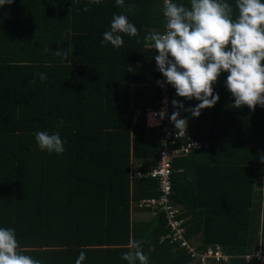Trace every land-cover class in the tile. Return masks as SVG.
<instances>
[{
    "label": "trees",
    "instance_id": "1",
    "mask_svg": "<svg viewBox=\"0 0 264 264\" xmlns=\"http://www.w3.org/2000/svg\"><path fill=\"white\" fill-rule=\"evenodd\" d=\"M224 2L235 18L236 0ZM114 14L126 15L139 33L121 34L119 49L101 44ZM165 24L162 0H125L122 8L115 0H13L0 7V227L12 228L24 254L41 264H75L81 251L82 264H128L121 256L133 239L149 264H195L183 247L158 242L163 211L131 209L158 195L156 179L144 174L156 165L160 135L144 113L160 96L161 74L144 37ZM58 47L67 59L53 54ZM226 76L213 86L219 100L212 108L195 118L180 114L206 147L171 160L170 196L181 207L177 217L187 216L184 238L228 255L208 264H244L243 254L260 248L264 193L255 184L264 168V108L235 109ZM167 94L185 108L199 103L171 86ZM39 131L59 132L65 151H42Z\"/></svg>",
    "mask_w": 264,
    "mask_h": 264
},
{
    "label": "clouds",
    "instance_id": "2",
    "mask_svg": "<svg viewBox=\"0 0 264 264\" xmlns=\"http://www.w3.org/2000/svg\"><path fill=\"white\" fill-rule=\"evenodd\" d=\"M100 2L101 0H89V4ZM12 3L13 0H0V7ZM124 3L125 0H115L117 7L122 8ZM163 3L165 30L151 32L144 37L156 50V67L165 78L156 83L161 87L170 85L175 89L176 96L184 100L199 101L191 108H185L177 99L171 101L174 110L168 119L175 131L179 130L184 135L186 133L188 118H180L181 111H187L195 118L199 117L202 109L212 108L218 102L219 95L214 92L213 86L225 72L227 76L224 86L234 98L232 105L235 109L244 106L252 111L257 106L264 108V3L261 0H236L238 15L235 18L232 6L224 0H189L188 6L173 0H163ZM88 10L86 5L83 11ZM121 34L135 37L139 33L126 15L114 14L110 30L103 33L101 44H111L113 48L119 49L124 44ZM43 51L50 49L46 47ZM53 54L63 59H67L69 55L67 50L60 47ZM35 75L42 82L47 79L45 73ZM30 84H35V79ZM164 104L165 107L158 112L149 113V126L158 125L165 118L166 100ZM157 116L159 120L156 119ZM59 124L62 125L63 120ZM34 136L42 151L56 154L65 151L59 132L49 134L39 131ZM259 158L264 163V155ZM170 195L172 188L168 194V203L177 207ZM157 196L141 198L131 209L135 206L147 210L151 215L148 207L139 206L138 203ZM141 243L130 240L127 245L130 250L122 254L121 259L128 261V264H135L136 261L139 264H149V257L144 254ZM85 259V253L81 251L75 264H82ZM257 259L264 260V255L258 254ZM0 264H41V261L24 254L12 228L0 227Z\"/></svg>",
    "mask_w": 264,
    "mask_h": 264
},
{
    "label": "built area",
    "instance_id": "3",
    "mask_svg": "<svg viewBox=\"0 0 264 264\" xmlns=\"http://www.w3.org/2000/svg\"><path fill=\"white\" fill-rule=\"evenodd\" d=\"M163 8L164 3L162 0ZM162 74L160 81H164ZM158 85V84H157ZM160 88V96L154 105H149L145 109L144 121L147 127L157 128L160 135L161 148L156 157V165L152 167L147 175L156 179L158 196L156 198H147L141 200L138 205L146 206L150 210V214L154 215L159 211H163L165 218V233L159 237V241H166L168 243L183 247L186 254L195 264H208L211 261L226 260L228 255L221 251L219 245L206 246L204 249L198 250V244L192 243L188 238H184L183 233L185 227L183 220L178 216L180 210L168 203V194L171 191L170 173L171 160L175 157H180L189 154L194 150H200L206 147V142L194 138L189 132L190 128L187 126L185 135L179 130L175 131L174 125L169 121L168 117L171 115V103L168 100V88L170 85L165 84ZM167 101V115L158 125L149 126L148 116L150 112H158L162 107H165L164 101ZM159 120V116L156 117ZM264 253L257 248L250 253H244V264H264V260L257 259V255Z\"/></svg>",
    "mask_w": 264,
    "mask_h": 264
},
{
    "label": "crops",
    "instance_id": "4",
    "mask_svg": "<svg viewBox=\"0 0 264 264\" xmlns=\"http://www.w3.org/2000/svg\"><path fill=\"white\" fill-rule=\"evenodd\" d=\"M258 167H259L258 169H262V170L257 171V177H259V179L257 180V182L255 184V191L259 190L262 187V190H263L262 193H264V168H262L261 166H258ZM177 171L180 172V171H182V169L179 168ZM191 175H192V172H187V177H191ZM256 201L257 200H255L254 203ZM172 202H173L174 205L179 207L180 212H181L180 205L177 202H175L174 200H172ZM257 209H258V213L257 214H258V221H259V230H258V238L259 239L257 240V245L264 252V226L262 224V222H264V203H263V198H262L261 204L259 203L257 205ZM180 218L183 220V222H185V220L187 219V216H183V217H180ZM195 237L193 238V240L195 239ZM194 243H196L195 240H194Z\"/></svg>",
    "mask_w": 264,
    "mask_h": 264
},
{
    "label": "rangeland",
    "instance_id": "5",
    "mask_svg": "<svg viewBox=\"0 0 264 264\" xmlns=\"http://www.w3.org/2000/svg\"><path fill=\"white\" fill-rule=\"evenodd\" d=\"M158 133V131H156V133H154L156 136L157 135H159V134H157ZM131 212H132V214H136V212L134 211V210H131ZM142 215V214H141ZM142 217H144V215L142 216Z\"/></svg>",
    "mask_w": 264,
    "mask_h": 264
}]
</instances>
